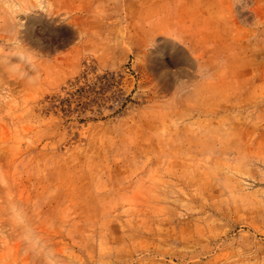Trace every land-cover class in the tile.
Returning a JSON list of instances; mask_svg holds the SVG:
<instances>
[{
	"label": "rangeland",
	"instance_id": "374dc122",
	"mask_svg": "<svg viewBox=\"0 0 264 264\" xmlns=\"http://www.w3.org/2000/svg\"><path fill=\"white\" fill-rule=\"evenodd\" d=\"M0 264H264V0H0Z\"/></svg>",
	"mask_w": 264,
	"mask_h": 264
},
{
	"label": "clouds",
	"instance_id": "9594fccd",
	"mask_svg": "<svg viewBox=\"0 0 264 264\" xmlns=\"http://www.w3.org/2000/svg\"><path fill=\"white\" fill-rule=\"evenodd\" d=\"M24 239L26 242H28V240L30 239V234L26 233Z\"/></svg>",
	"mask_w": 264,
	"mask_h": 264
}]
</instances>
